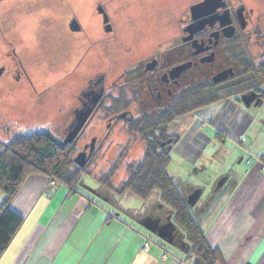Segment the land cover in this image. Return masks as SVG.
<instances>
[{"label":"flooded vegetation","instance_id":"1","mask_svg":"<svg viewBox=\"0 0 264 264\" xmlns=\"http://www.w3.org/2000/svg\"><path fill=\"white\" fill-rule=\"evenodd\" d=\"M60 1L67 3L69 8L60 17L58 33L62 49L58 51L56 64L63 68L59 70L60 78L74 79L76 93L75 105H71L73 120L58 127L67 126V136L76 124L78 115L92 109L91 117L73 142L77 144L93 128L96 116L101 111L104 112L99 125H96L102 129L81 151L89 158V162H95L100 152L113 155L114 151L116 159L110 163V169L122 154H126L128 159L137 139L143 145L145 153L146 139H143L140 132L147 128L150 120L157 121L154 139L162 150H168L172 146V157L174 148L183 139L175 133L176 121L186 120L190 115L170 125L161 119L173 111L182 97L186 100H190L192 96L218 97V101L199 108L196 114L223 102L231 108L240 107L250 111H260L264 107V77L256 76V70L264 66V0H219L215 3H210V0H163L171 11L177 12L176 17L180 18L178 28L172 32L173 36L171 33L163 41L146 42V45L135 49L134 56L130 57L134 61H127L123 57L122 72H115L113 76L109 71L94 69L92 54L96 45H101L104 51H108L113 46L112 43L118 42L114 41L115 13L108 7L114 0H95L96 7L94 0H91L94 6L91 18H96L98 23L87 30L83 26V17L74 7L75 0ZM206 3L208 5L202 8ZM12 36V23L5 18L0 22V101L7 99L5 97L25 99L31 90H35L26 55L14 46ZM64 42L67 48L65 53ZM184 65L186 70L176 77L172 75L175 68ZM218 77L224 79L215 82L214 79ZM248 97L255 100L247 108L245 101ZM202 101L206 102L207 99ZM67 107L70 106L66 104L62 110ZM72 110L67 108L65 111ZM2 117L5 118L6 115ZM29 120V117L22 115L23 123ZM10 122L12 120L9 118L4 125L10 126ZM103 122L107 123L104 125ZM119 123H123L119 130L123 137L116 140L113 133L117 126L120 127ZM135 126L138 130L133 129ZM175 139H179L177 145L172 144ZM230 177L226 173L214 181L220 180L218 187H224L225 183H229ZM187 187L186 193L190 192L186 195L187 204L192 212L201 216L212 205L208 202L209 193H206L209 188H194L191 192V188ZM197 190H202V196L192 206L189 198ZM93 192L96 197L106 200L105 195ZM151 203L152 210L150 215L144 216L143 223L149 226L151 234L163 246L184 252L185 242L173 213L158 199L151 200L147 206ZM159 234L166 235L165 241L160 239Z\"/></svg>","mask_w":264,"mask_h":264},{"label":"crops","instance_id":"2","mask_svg":"<svg viewBox=\"0 0 264 264\" xmlns=\"http://www.w3.org/2000/svg\"><path fill=\"white\" fill-rule=\"evenodd\" d=\"M74 3L84 19L85 29L91 28L88 20L91 0H75ZM9 11L10 16L7 15ZM16 12L22 13V10L14 3V10L11 8L0 17L12 23L14 46L21 52L25 44L20 37L25 38L27 30ZM60 21L61 18L59 24ZM57 56L58 53L52 54L51 60ZM40 77L32 75V78ZM263 116L264 107L260 111H250L231 108L224 102L190 115L191 118L208 120L207 126L214 125L221 130L224 139L231 138L236 145V154H232V165L228 170L231 179L227 182L233 189L227 199L213 203L215 213L218 211L217 222L220 217L221 224L210 223L211 217L207 221V230L215 229L213 236H209L203 225L209 246L221 252L222 259L218 264H264ZM197 125L186 118V142H189L186 149L191 146L194 136L203 135L202 143L209 141V136L201 132L203 127L197 131L201 133L192 135ZM187 153L191 152L187 150ZM215 173L218 176L208 175L205 179L207 185L227 171L222 168ZM190 188L200 189L201 186L190 185ZM95 192L105 195L106 200L92 194L95 199L86 191L69 193L66 188L48 182L41 175L27 178L10 204V208L24 216L25 221L0 264H193L183 251L163 246L153 237L149 226L143 223L148 214L147 203L143 202L144 211L121 207L116 194L101 187ZM132 196L125 194L123 199ZM139 210L141 215L136 216ZM131 219L139 226L132 224ZM147 243L150 244L148 250L145 249Z\"/></svg>","mask_w":264,"mask_h":264},{"label":"rangeland","instance_id":"3","mask_svg":"<svg viewBox=\"0 0 264 264\" xmlns=\"http://www.w3.org/2000/svg\"><path fill=\"white\" fill-rule=\"evenodd\" d=\"M14 3H17L19 9L22 10V13L16 12V15L18 20L22 22L27 30L25 38L23 36L20 37L23 39V44H25V48L21 50L26 55L25 57L28 60L29 70H36L35 73L31 74L41 77L39 79L37 78V80H34L35 78H33L32 87H34L35 90H31L25 99L19 97H16L15 99L12 97H5L7 99L0 101L2 103L0 104V116L2 117L6 115L5 118L2 117L4 120L0 117V141L4 144H10L21 137H27L36 133L48 131L53 133L60 142H63L68 128L67 126L66 128H59L58 126L59 124H68L73 120V115H71V113L73 114V106L71 107V105H75L76 91H74V79L60 78L59 70H62L63 68L56 64L57 58L51 60V55L58 53L62 46L59 39L60 37L57 34L59 20L60 17H63L64 12H67L69 7L67 3L63 1L61 2L60 0H0V14H3L11 8L14 10ZM94 4L96 7L95 0ZM167 5L168 4L163 0L111 1L108 7L115 13L116 40L114 41H118L119 43H112L113 46H111L108 51L105 50L106 52L103 50V46L96 45L97 47H95L92 54L94 69L101 72L109 71L112 76L115 72L120 73L123 70L122 68H124L121 63L123 57H126L127 61H131L132 59H130V57L134 56L135 49L146 45V42L163 41L166 36H170L173 30L178 28V19L180 18L176 17L178 15L177 12L174 10L171 11ZM88 7V20L92 24V27H95L98 22L96 18H91L94 6L92 5V9L90 6ZM3 10L5 11L1 13ZM10 14H12L11 11H9L7 15L10 16ZM0 19L4 20L5 18L0 17ZM13 20L14 18L12 21ZM64 44L65 47L63 48V53L67 50L66 43L64 42ZM132 61H134V58ZM111 81L112 80L109 82L111 83ZM115 96L118 95L116 94ZM109 102L110 101H108V103ZM64 104L70 106L67 108H71L72 111L66 112L65 110L67 108L61 111L65 108ZM22 115L29 117V122L25 121L23 123ZM103 115L104 112L101 111L94 120L95 127L93 126V128H90L81 139L80 143L76 144L75 158L81 153V151H83L84 146L91 142V138L102 129L96 127V125H99L98 122ZM190 115L192 116V114ZM9 118L12 122H10V126L7 127L4 124H6V121ZM188 119H192L194 124H198L194 128L192 135L200 129L199 127H203L201 132L202 134H207L209 136V141L205 139L206 142L202 143L204 142L203 135L194 136L193 140L190 142L191 146L188 147L189 149H186L189 144V142H186V140L188 141L186 137V120L181 119L176 121L177 127L175 128V133L183 139L182 142L174 148V153L172 155L173 162L170 165L168 172L172 178H175L178 187L184 192L185 196L190 193H186L187 186L190 187V185H194L195 187L201 186L209 188L206 193H209L207 195L209 199L208 202L212 203V205H210L205 213L201 214L200 219L209 236H213L215 229L209 232L205 226L210 217V223L217 222L216 214L218 211L215 213V205L213 203L227 199L230 196V191L233 187H228V183H225L224 187H218L220 180H218V182L217 180H213L212 183L214 185L211 183L207 185L208 183H206L205 179L208 178V175L218 176L215 172L222 168L224 169V172L227 171V174H229V166L232 165L230 158L232 157V154H236V145L231 138L223 139L222 142H219L217 139V133L221 132V130L214 125L207 126L210 123H208V120H199L195 117L191 118L190 116ZM253 120L255 123H258L257 119L253 118ZM16 122H19L20 124H17ZM103 123L105 125L107 122ZM122 124L123 123H119L120 127L118 128L117 126V129L113 133V137L116 140H120L123 137V135L119 133V130L122 129ZM232 124L233 123H231V125ZM60 129L61 131H59ZM201 132L199 131L197 133L199 134ZM262 136L264 137V134ZM195 140L196 142L194 143ZM199 141L201 142L200 144ZM134 142H136V146L131 151L127 160L136 163L143 159L144 149L138 139ZM246 146L247 144L245 147ZM198 147H200V149H198ZM187 150L191 153H187ZM112 154L113 155H104L100 152L95 162L90 161L89 163L91 166L89 167L88 172L95 170L94 172L96 175L87 173L82 177L81 184L84 187L82 190L86 191L95 199L97 198L90 192L102 187L98 181V177H100L101 173L107 171V169L109 170L110 163L115 161V152L113 151ZM235 157L236 156H233V158ZM126 167V165H122L116 176L113 178L112 183L114 187H120L121 183L127 178L128 174L126 172ZM193 189L194 188H191L190 191L192 192ZM155 195L156 196H154L153 199L159 197V195ZM1 196L2 193L0 192V200H2ZM115 197L121 207H132L137 210L141 209L142 211L145 209H143L145 204L136 196L123 199V196L120 197L116 194ZM152 205L153 203L148 206L147 213L149 215L152 210ZM141 210L137 211L135 215L140 216ZM111 211H113V209ZM121 216L124 217V219H127V216ZM223 216L225 217V212ZM202 219L204 220L202 221ZM132 221L133 220L131 219V222ZM230 222L231 221L228 222V225H230ZM132 224L139 226L135 222H132ZM220 224L221 221L219 217L217 225Z\"/></svg>","mask_w":264,"mask_h":264},{"label":"trees","instance_id":"4","mask_svg":"<svg viewBox=\"0 0 264 264\" xmlns=\"http://www.w3.org/2000/svg\"><path fill=\"white\" fill-rule=\"evenodd\" d=\"M256 76L264 77V66L256 70ZM203 99L207 101H202ZM216 100L218 101L216 95L192 96L190 100L182 97L173 111L161 120L170 125ZM156 124L157 121L150 120L147 128L140 130L143 139H146L143 159L133 163L127 160L126 154L119 156L110 169L98 177L101 188L118 196H136L145 204L154 200L155 194L159 195V202L174 215L177 228L185 242L184 253L188 259L193 264H218L222 259L221 252L209 246L200 216L192 212L184 192L168 172L172 163V146L168 150H162L158 145L154 139ZM133 129L138 130V127ZM217 138L222 142L225 136L218 132ZM178 142L179 139H175L172 144L177 145ZM75 154L76 143L64 146L51 132L21 137L10 144L0 141V259L24 224L25 217L14 212L10 204L27 178L41 175L47 178L48 182L54 181L66 188L69 193H78L84 191L82 177L87 173L96 175L95 170L88 172L90 162L85 168H80L74 161ZM122 165L127 166L128 176L120 187H114L112 180Z\"/></svg>","mask_w":264,"mask_h":264},{"label":"water","instance_id":"5","mask_svg":"<svg viewBox=\"0 0 264 264\" xmlns=\"http://www.w3.org/2000/svg\"><path fill=\"white\" fill-rule=\"evenodd\" d=\"M219 0H210V3L213 2H217ZM209 3V4H210ZM206 5H208L207 3L206 4H203L201 7H205ZM198 8H200V6H197ZM107 21V20H106ZM72 29H74L73 25H72ZM184 70H186V65L184 66H179L177 68H175L172 72V75H174L175 77L180 75V73H182ZM224 78L222 77H218V78H215L214 81L215 82H219L221 80H223ZM244 100V99H243ZM255 99L253 97H248L247 100L245 101V106L248 108L251 106L252 102L254 101ZM98 103V99L95 101V104L97 105ZM93 113V110L92 109H89V110H86V111H82L79 115H78V119H77V122L76 124L74 125V127L70 130V132L68 133V135L66 136L65 140L63 141V145L66 146V145H69V144H72L76 138L78 137V135L80 134V132L82 131V129L84 128V126L86 125L87 121L89 120V118L91 117ZM75 163L80 167V168H85L88 163H89V158L86 156L85 153H80L76 158H75ZM91 191V190H90ZM92 193H94L93 191H91ZM202 196V191L201 190H197L194 192L193 195L190 196L189 198V203L192 205V206H195L197 204V202L200 200ZM171 225L174 227V224L171 223ZM148 229H150L148 227ZM151 231V229H150ZM166 234V233H165ZM165 234H159V237L160 239L164 240L165 241V237L166 235Z\"/></svg>","mask_w":264,"mask_h":264},{"label":"built area","instance_id":"6","mask_svg":"<svg viewBox=\"0 0 264 264\" xmlns=\"http://www.w3.org/2000/svg\"><path fill=\"white\" fill-rule=\"evenodd\" d=\"M51 183L54 184L55 182H54V181H51ZM149 245H150L149 243H147V244L145 245V249H146V250L149 249Z\"/></svg>","mask_w":264,"mask_h":264}]
</instances>
